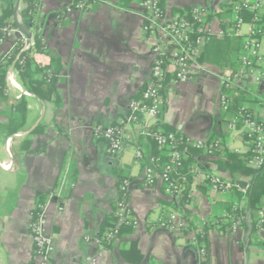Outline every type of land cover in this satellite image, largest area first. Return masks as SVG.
<instances>
[{
  "label": "crops",
  "instance_id": "obj_1",
  "mask_svg": "<svg viewBox=\"0 0 264 264\" xmlns=\"http://www.w3.org/2000/svg\"><path fill=\"white\" fill-rule=\"evenodd\" d=\"M74 3L41 0L39 12L48 51L62 60L59 106L29 93L19 73L16 83L27 93L10 87L8 98H0V264H41L34 257L29 228L40 192L49 194L45 233L53 239L54 250L48 264H264V228L253 231L251 227L258 223L259 211L248 213L246 226L235 233L229 227L219 229L227 223L229 192L214 191L206 180L208 174L219 175L243 190L249 180L219 165L228 161V151L243 155L250 149L241 127L231 129V117L220 108L223 72L214 65L194 66L188 81L167 83L163 122L185 135L190 144L207 142L212 133L222 143L218 155H203L194 163L188 204L193 228L179 233L160 225L163 216L174 212L168 204L171 199L161 181L145 185L144 170L136 160L141 134L155 119L144 117L142 123L129 124L127 138L115 155L109 153L105 141L93 135L95 126L111 125L127 115L131 99L150 78L153 53L142 32L138 1L125 5L120 0H98L84 10ZM224 4L226 0H165V9L168 15L192 6L214 12ZM25 5L20 0L17 11ZM209 23L218 36L222 29L219 16ZM15 27L0 44V52L14 48L20 40L17 22ZM172 43L169 39L167 47ZM236 89L256 100L244 105L264 122L260 87L250 78L244 90ZM19 93L27 100L26 123L19 133L37 123V127H46L26 137L10 138L2 126L8 121L4 112L12 99L20 98ZM25 139H29L28 149ZM118 171L131 181L128 199L137 225L104 245L97 239L119 198ZM207 222L212 228L210 259L205 263L194 236ZM133 242L142 259L136 251H129Z\"/></svg>",
  "mask_w": 264,
  "mask_h": 264
},
{
  "label": "built area",
  "instance_id": "obj_2",
  "mask_svg": "<svg viewBox=\"0 0 264 264\" xmlns=\"http://www.w3.org/2000/svg\"><path fill=\"white\" fill-rule=\"evenodd\" d=\"M1 1V0H0ZM98 0H79L75 7L79 10H84L91 6ZM228 6L232 11V26L227 32L231 35L240 36L243 38V48L245 54L241 57L242 67L232 77L222 76V86L226 88L230 87H243L247 80L250 78L260 87L259 93L264 92V52H263V39H264V0H226ZM27 5V3H26ZM25 5V6H26ZM138 5L141 9V15L143 18L142 32L150 41V49L153 53V60L150 71V78L145 83L146 87L141 99L132 98L129 104V112H138L147 119L152 118L157 120L158 113L160 112L162 105L164 104V98L160 94L163 87L162 81L167 75L168 68L165 66L168 63L175 69L173 82H186L190 79L192 69L194 66L203 68L198 61L201 54L202 46L206 41V37L201 35L195 40L192 39V33L196 30L200 33L205 32L209 35H214L212 32L210 23L206 19L207 8L202 6H193L191 8V15L194 17L198 25L189 21L181 14L168 15L164 13V10L160 6V0H139ZM24 6V7H25ZM252 14V17L247 20L245 14ZM8 24L2 28V35L0 36V44L6 39V37L17 28L12 22H18L24 27H27L30 37H28L21 29L20 40L16 43V46L8 51L0 52V61L6 59L14 49H16L18 43H20L21 52L29 49L34 44V33L25 23L21 8L16 13V17L8 20ZM38 32L43 33L42 24L39 23ZM226 34L223 29H220L217 33L219 37ZM44 35V33H43ZM171 39L172 46L167 47L168 40ZM45 41V35L43 36ZM15 75H18V71L11 66L7 76L6 84L8 88L15 87L20 90V93H27L21 87L18 86L15 80ZM245 84V85H244ZM20 93L18 97H20ZM231 102V94L221 91L219 97V104L222 110H227ZM248 107L245 106L244 109ZM242 117L241 129L243 133L247 134V142L252 145V151L254 156L249 160V165L252 167H261L264 164V126L252 119L248 114ZM135 119L133 115L128 113L125 117L118 118L115 123L107 126L97 125L94 127L93 135L98 140H103L108 146L110 154L115 155L121 149L127 133L125 131L126 126ZM163 122V120H159ZM239 118L231 120L229 127L236 129ZM144 126H147L146 123ZM146 128L142 134H146ZM177 137L174 133L166 134L162 126L158 128V143L164 145L167 141H176ZM198 148L204 149L206 154L211 155L218 143L208 144L207 142H197L190 144ZM185 151H183V154ZM182 152L175 150L172 153L174 163L179 164ZM137 160L143 158L142 149L138 146L136 151ZM11 168V164L6 166ZM144 183L147 186L154 184L155 180L164 182L165 194L170 199H175L180 196L182 187L169 179V174L175 171L173 165H168L164 168L163 172H158L153 167H144ZM212 189L217 190L219 188H225V180L219 175L211 176ZM131 190V181L126 178L119 180V198L116 203L115 213L118 217L119 224H130L136 227L137 221L132 214V209L129 203V193ZM36 212H32L31 222L29 224L30 235L34 246V257L41 261V264H48L52 252L54 250L53 239L45 233V209L46 203L40 204L39 207H35ZM225 220L232 222V232L235 233L240 228L242 221L241 218H234L228 214L225 215ZM259 223H264V210L259 211ZM160 225L168 229L177 231L179 233H185L189 230V223L183 219L178 213L171 212L167 216H163L160 219ZM202 230L196 232L200 233ZM117 232L108 233V240L113 241L117 238ZM195 234V235H196ZM97 241H99L97 239ZM195 241V236H194ZM200 257L202 261L206 259L205 248L199 249Z\"/></svg>",
  "mask_w": 264,
  "mask_h": 264
},
{
  "label": "trees",
  "instance_id": "obj_3",
  "mask_svg": "<svg viewBox=\"0 0 264 264\" xmlns=\"http://www.w3.org/2000/svg\"><path fill=\"white\" fill-rule=\"evenodd\" d=\"M5 3V8L2 11L0 16V36L2 35V28H4L9 22V19H12L14 9H15V0H1ZM27 5L21 9L23 14L25 23L34 33V44L29 47L28 50L21 52L20 43H18L16 49L12 51V53L7 56L6 59L0 61V98L7 99L8 98V86L6 84V76L11 66L18 71L20 80L24 88L31 94H34L38 98L42 99L45 102H51L57 108L60 104L61 97L57 87L59 74L62 70V60L60 57L50 53L48 51V47L46 41L43 40V33L38 32L39 28V12L41 6V0H25ZM79 0H74V4H76ZM121 2L127 5L129 2L134 0H120ZM139 1V0H136ZM160 6L166 13L165 9V0H160ZM193 7V6H192ZM192 7H183L179 9H174L173 14H181L186 17L192 23L195 21L194 17L191 15ZM63 11L65 9H62ZM61 10V12H63ZM60 15V13H59ZM215 15L219 16L222 29L226 32V34L222 37L209 35L205 32H198L197 30L193 32L192 39L195 40L197 37L203 35L206 37V41L204 42L201 50V54L198 58V61L201 65H214L218 67L222 72L223 76L232 77L236 72H238L241 67V57L245 54V50L243 48V38L236 35H231L229 32V28L232 26V11L231 8L226 4L222 5L217 11L211 12L207 10L206 19L209 22ZM247 20L252 17V14H245ZM15 26V22H12ZM46 38V37H45ZM168 68L167 75L162 81L163 87L161 89L160 94L164 98V104L160 112L158 113V118L155 120V124L146 129V134H141L142 143H138V146L142 149L143 158L137 162L141 163L142 168L144 167H153L159 173L163 172L164 168L168 165H173L175 167V171L169 174V179L174 183L180 185L182 187V192L179 197L175 199H171L168 202L170 207L176 211L183 219H185L189 223V230L185 233L191 231L193 228L191 219V211L188 209V204L191 202L190 199V188L194 179V163L196 160L203 155L207 156L206 152L202 148L195 147L193 145L187 144V139L185 135L178 132L176 128L171 127L164 122H160L159 120H163V115L167 108V93L166 87L167 83L174 79L175 69L170 66L168 63L165 64ZM146 85L142 87L140 92L135 95L133 98L141 99L144 93ZM244 87H241L245 88ZM237 87L226 88L222 86V92L231 94V102L227 110H222L225 114H229L231 120L239 118V122L237 127L242 126V117L248 114L251 115L252 119H255L257 122L261 123L264 126V122L258 118L253 109L248 107L244 109L246 105L244 103L249 101H256L255 99H247L243 92L238 91ZM135 117L133 121L129 124L133 123H142L144 119V115L138 112H128ZM4 114L7 116L8 121L3 123L2 126L6 129L7 135H14L23 129L26 118H27V100L25 96H22L17 99H12L11 106L9 110H6ZM126 116V115H125ZM123 116V117H125ZM115 123V122H114ZM128 124V125H129ZM127 125V126H128ZM126 126V128H127ZM162 126L164 132L166 134L174 133L177 137L176 141H167L164 145H160L158 143V128ZM44 124H40L33 133L42 132L45 129ZM127 133V129H125ZM245 138H247V134L244 133ZM29 139H25V148H29ZM143 141H145V148L143 145ZM28 143V144H27ZM208 144L218 143L217 147L213 150V153L208 156H215L222 152V143L219 138H215V133H212V136ZM250 145V144H249ZM181 151L182 155L179 159V164L174 163L172 153L175 151ZM183 151L185 153L183 154ZM254 156L252 151V145H250L249 152L246 154H238L234 152H227V162H219V165L230 171L232 174L241 173L245 176H249L248 185L245 190L240 188L239 186H235L233 182H225V190L219 188L214 190L218 193L229 192V200L226 202V214L234 217L241 218L242 221L241 226H246V216L248 213H253V211L264 210V206L262 205V199L264 198V164L261 167H252L249 165V160ZM123 171H118L119 180H123L128 178L125 176ZM212 174H208L206 176V180L209 186L212 187L211 182ZM159 180H155L153 185H156ZM164 188V182L161 183ZM151 185V186H153ZM38 202L37 207L40 204L46 203L49 198V194L47 193H38ZM116 210V206H115ZM109 216L104 223L105 231L101 233L98 237L100 243L104 245H108L111 240H108L107 234L117 232V237L122 233L130 232L135 229L133 225L130 224H119L118 217L115 213ZM37 210L34 209V212ZM220 224V223H219ZM229 227L230 231H232V222L228 221L227 223H221L219 229H226ZM252 230H256L257 228H264V223L261 224L253 222L251 225ZM212 228V225L208 222L201 228L200 233H195V243L198 249L205 248L206 250V259L205 263H207L210 259V241H209V231ZM130 252L136 251L138 253L139 259H142V255L138 251L137 243L133 242Z\"/></svg>",
  "mask_w": 264,
  "mask_h": 264
},
{
  "label": "water",
  "instance_id": "obj_4",
  "mask_svg": "<svg viewBox=\"0 0 264 264\" xmlns=\"http://www.w3.org/2000/svg\"><path fill=\"white\" fill-rule=\"evenodd\" d=\"M19 4H20V0H17L16 4H15V9H14V16L16 17V13H17V10H18V7H19ZM17 25L19 26V28L28 36L30 37V33L27 29V27H24L23 25H21L20 23L17 22ZM38 123L33 126L31 129H29L28 131H25L23 133H19V134H14L12 135L10 138H16V137H26L28 136L29 134H31L34 129L37 127Z\"/></svg>",
  "mask_w": 264,
  "mask_h": 264
},
{
  "label": "rangeland",
  "instance_id": "obj_5",
  "mask_svg": "<svg viewBox=\"0 0 264 264\" xmlns=\"http://www.w3.org/2000/svg\"><path fill=\"white\" fill-rule=\"evenodd\" d=\"M5 6L4 2L0 1V15L2 14V11H3V7ZM45 41H46V38H45ZM246 84V83H245ZM244 84V85H245ZM256 84V83H255ZM257 85V84H256ZM246 86V85H245ZM239 87V86H238ZM244 87V86H243Z\"/></svg>",
  "mask_w": 264,
  "mask_h": 264
}]
</instances>
